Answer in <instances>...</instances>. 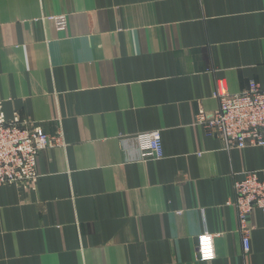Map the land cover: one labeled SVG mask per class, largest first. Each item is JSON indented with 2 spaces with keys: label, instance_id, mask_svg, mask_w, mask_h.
Returning a JSON list of instances; mask_svg holds the SVG:
<instances>
[{
  "label": "crops",
  "instance_id": "crops-1",
  "mask_svg": "<svg viewBox=\"0 0 264 264\" xmlns=\"http://www.w3.org/2000/svg\"><path fill=\"white\" fill-rule=\"evenodd\" d=\"M219 80L264 87V0H0V115L64 143L34 188L0 187V264H264V213L244 254L232 205L245 172L264 183V147L194 126ZM155 130L164 157L143 161Z\"/></svg>",
  "mask_w": 264,
  "mask_h": 264
},
{
  "label": "built area",
  "instance_id": "built-area-1",
  "mask_svg": "<svg viewBox=\"0 0 264 264\" xmlns=\"http://www.w3.org/2000/svg\"><path fill=\"white\" fill-rule=\"evenodd\" d=\"M47 19L55 24L57 31L66 30V16L53 15ZM213 97L218 100V109L213 113L199 110L195 114L194 126L201 128L209 137H220L228 149L244 150L247 146L263 148L264 87L251 81L243 92L230 94L226 83L219 80ZM136 140L140 144L141 160L163 159L161 132L155 130L140 134ZM63 144L60 133L50 136L36 123L21 122L17 118L5 121L0 115V187L34 188L39 179L35 167L39 153ZM242 177L233 184L232 205L237 213L243 251L248 254L251 214L255 209L264 213V183L253 171L245 172ZM214 238L208 233L197 237L196 259L199 262L215 259Z\"/></svg>",
  "mask_w": 264,
  "mask_h": 264
}]
</instances>
